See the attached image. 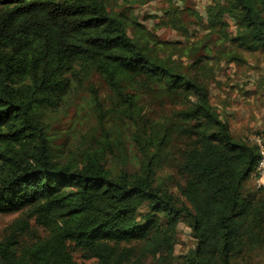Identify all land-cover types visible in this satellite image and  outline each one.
Wrapping results in <instances>:
<instances>
[{
  "label": "trees",
  "instance_id": "obj_1",
  "mask_svg": "<svg viewBox=\"0 0 264 264\" xmlns=\"http://www.w3.org/2000/svg\"><path fill=\"white\" fill-rule=\"evenodd\" d=\"M108 1L0 0V213L28 211L47 232L25 243L29 221L10 226L0 264H77L71 245L91 264H143L148 256L159 264H264V186L243 190L258 175L256 143L235 138L205 82L159 56L167 42L131 36ZM223 2L208 9V33L227 36V14L239 24L233 43L264 49V0ZM192 50L184 54L193 68L202 58ZM93 70L130 100L123 115L145 151L134 172L108 167L92 145L80 163L60 160L48 116ZM137 77L178 99L170 119H138L143 108L127 92ZM169 155L175 173L165 183L158 173ZM182 217L196 244L178 255Z\"/></svg>",
  "mask_w": 264,
  "mask_h": 264
},
{
  "label": "rangeland",
  "instance_id": "obj_2",
  "mask_svg": "<svg viewBox=\"0 0 264 264\" xmlns=\"http://www.w3.org/2000/svg\"><path fill=\"white\" fill-rule=\"evenodd\" d=\"M217 1L224 3L223 0H109L108 8L125 17L131 36L142 32L151 39L167 42L165 49L158 50L159 56L169 55L183 71L205 82L211 103L229 122L235 138L250 139L264 129V49L248 51L233 43L230 37L239 24L227 14L221 15L227 36H221L219 32L208 33L205 26L207 12ZM157 47L151 45L154 52ZM194 47L202 61L192 68L191 58L184 52L191 50L193 53ZM127 88V92L136 95L138 106L143 108L139 120L170 119L180 107L178 99L164 92L159 84L148 87L137 77ZM94 98H97L98 106L94 104ZM128 101L96 70L79 81L61 107L51 112L47 119L49 132L61 153L60 160L73 159L80 163L86 147L92 145L88 150L101 153L108 167L118 171L137 170L145 151L134 138L136 126L123 115L127 114L123 109L127 108ZM182 146L180 139L171 151L178 152ZM163 160L158 173L160 178L175 173L170 155ZM163 181L166 183L165 178ZM253 189L255 179L251 176L243 190L246 193ZM22 219L29 221L21 237L23 242L31 243L47 234L28 211H17L0 213V239L10 231V226ZM195 244L188 219L180 218L175 253L184 254ZM71 250L77 264L96 261L87 258L83 250L73 245ZM143 261V264H159L157 257L152 256L144 257Z\"/></svg>",
  "mask_w": 264,
  "mask_h": 264
},
{
  "label": "built area",
  "instance_id": "obj_3",
  "mask_svg": "<svg viewBox=\"0 0 264 264\" xmlns=\"http://www.w3.org/2000/svg\"><path fill=\"white\" fill-rule=\"evenodd\" d=\"M256 143L259 152V160L257 164L258 175L254 176L255 186H264V135L256 134L250 138Z\"/></svg>",
  "mask_w": 264,
  "mask_h": 264
}]
</instances>
